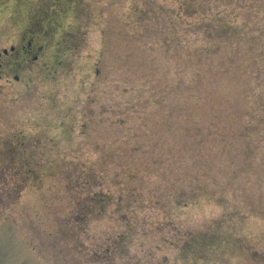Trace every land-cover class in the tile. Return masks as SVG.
<instances>
[{"label":"rangeland","instance_id":"1","mask_svg":"<svg viewBox=\"0 0 264 264\" xmlns=\"http://www.w3.org/2000/svg\"><path fill=\"white\" fill-rule=\"evenodd\" d=\"M0 54V264H264V0H0Z\"/></svg>","mask_w":264,"mask_h":264},{"label":"trees","instance_id":"2","mask_svg":"<svg viewBox=\"0 0 264 264\" xmlns=\"http://www.w3.org/2000/svg\"><path fill=\"white\" fill-rule=\"evenodd\" d=\"M95 194L97 195V193H95ZM95 194H94V195H95ZM113 249H114V248H113ZM113 249H111V250H110V253H112V252H113Z\"/></svg>","mask_w":264,"mask_h":264},{"label":"water","instance_id":"3","mask_svg":"<svg viewBox=\"0 0 264 264\" xmlns=\"http://www.w3.org/2000/svg\"><path fill=\"white\" fill-rule=\"evenodd\" d=\"M3 53H5L6 51L5 50H2Z\"/></svg>","mask_w":264,"mask_h":264},{"label":"flooded vegetation","instance_id":"4","mask_svg":"<svg viewBox=\"0 0 264 264\" xmlns=\"http://www.w3.org/2000/svg\"><path fill=\"white\" fill-rule=\"evenodd\" d=\"M2 54H6V53H2ZM1 55V54H0ZM35 57V56H34Z\"/></svg>","mask_w":264,"mask_h":264}]
</instances>
